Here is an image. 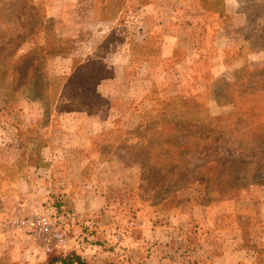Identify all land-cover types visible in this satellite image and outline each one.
<instances>
[{"label":"rangeland","instance_id":"1","mask_svg":"<svg viewBox=\"0 0 264 264\" xmlns=\"http://www.w3.org/2000/svg\"><path fill=\"white\" fill-rule=\"evenodd\" d=\"M148 2L96 0L109 24L89 51V28L58 30L41 0H0V147L14 159L2 168L13 177L27 166L26 214L47 213L63 239L46 249L20 229L25 240L0 264L70 251L89 264H223V250L238 257L231 264H264L249 208L257 183L207 201L182 186L208 157L233 158L236 183L243 162L264 169V143L248 130L264 126V0H155L165 8L154 17ZM126 38L133 54L121 73ZM106 78L114 100L100 90ZM72 83L88 88L78 102L66 101ZM232 199L238 210L212 219L211 205Z\"/></svg>","mask_w":264,"mask_h":264},{"label":"crops","instance_id":"2","mask_svg":"<svg viewBox=\"0 0 264 264\" xmlns=\"http://www.w3.org/2000/svg\"><path fill=\"white\" fill-rule=\"evenodd\" d=\"M44 6V13L47 17H50L56 21L57 29H69L71 31L76 29H85L89 28V36L91 37L90 48L93 49L94 44H97L101 41V34L105 33V29L107 27L108 20L97 17L96 16V0H41ZM148 4L144 6L147 14L155 15L156 9H164L165 4L160 6H156L158 3L155 0H149ZM232 1V0H230ZM133 5V4H132ZM129 5L128 11L131 12L133 10V6ZM128 6V7H129ZM127 7L125 5L120 6L118 8V13L124 11ZM135 8V7H134ZM119 16V14H118ZM160 19V18H158ZM112 22V20H110ZM197 22V21H196ZM162 22L160 24H163ZM201 23H204L202 21ZM200 23V24H201ZM154 21L151 22L149 27H153ZM156 26V24H155ZM132 34V33H131ZM130 39H125L122 42L120 47V57L124 60V63L121 65V69L126 66H129L130 59H132L133 50L131 48ZM92 43V44H91ZM126 48V49H125ZM56 57L64 56L63 54H55ZM67 58H72L71 56L66 55ZM123 69L121 73H123ZM120 73V74H121ZM118 75V74H117ZM115 77V75H114ZM104 81V82H103ZM100 84V90L102 94L108 95L110 93V98L114 100L115 97L113 91H111V87L109 86V82L107 78L104 79ZM146 91V88H144ZM117 97V96H116ZM64 123H73L76 122V119L73 116H66L62 119ZM65 120V121H64ZM107 122L106 119L99 120L98 122H94L97 125L103 127V125ZM78 138L82 141V146L88 147L85 141H89V134L80 133ZM3 148L0 147V256L3 255L6 251H15L13 248L15 245L20 246V238L25 240L23 235H20V227H18L13 221L24 216L30 210L27 208L28 201L31 198L30 193L28 192L29 180L27 174V166H23L16 168V173L13 174V177H9L8 173L2 168L3 164L11 163L14 159H8V155L2 152ZM31 169V166H28ZM250 189L252 191V197L254 199L249 200L251 203L252 212L257 217V226L259 228L258 237L264 235V184L251 185ZM235 200H217L211 205V213L212 219L215 216L223 215L224 211H227V214H232L238 208H235L236 205ZM248 203V201H247ZM235 208V209H234ZM197 210V207H196ZM254 217V216H252ZM255 219V218H254ZM256 220V219H255ZM226 233V232H224ZM12 244L14 246H12ZM17 246V247H18ZM218 253V252H217ZM220 253V258L226 260L227 263L223 264H231V259L236 258L235 253L223 250ZM237 254V253H236ZM219 255V254H218ZM238 258V257H237ZM230 262V263H229Z\"/></svg>","mask_w":264,"mask_h":264},{"label":"trees","instance_id":"3","mask_svg":"<svg viewBox=\"0 0 264 264\" xmlns=\"http://www.w3.org/2000/svg\"><path fill=\"white\" fill-rule=\"evenodd\" d=\"M59 53V52H58ZM77 76V75H75ZM70 79V78H69ZM70 81V80H69ZM71 83V82H70ZM69 85V88L71 91L70 97L67 98V102H78L77 95H81V93L87 94L88 88H84V86L79 85ZM96 93H98L97 88L93 89ZM83 97V96H82ZM81 108H83L81 106ZM83 111V110H81ZM189 127L196 126L194 123H189ZM156 127V126H155ZM234 130L235 128L231 127V130ZM249 134L251 136H255L257 138H260V143H264V126L257 123H251V125L248 128ZM189 140H184L182 144H180V147H184L186 145L189 146V143H187ZM195 142V141H193ZM174 146V145H169ZM197 146V145H192ZM163 161L158 166V169L162 165V169L164 170V166H166V163H168V160H170V155L168 152H164L161 154ZM255 157V156H254ZM253 157V158H254ZM219 158L217 157H208L204 160V162L199 163L194 167L193 173L190 178L186 179L182 186H186L190 184V187L192 186L193 190L198 191V194L196 198H201V201H207L210 198V195L215 190H222L226 194V196H231L232 190L240 189L241 187H244L246 185L251 184H264V182H260L257 179V176L264 172V169H259V167H253L252 165L248 164L252 162L251 160L249 163L243 162V165L241 167H238L239 171L242 172L244 175L239 176V178H242L244 181L241 183H236V177H233L234 173L237 171L234 169V166L232 165L233 158L231 157H225L220 162L218 161ZM241 161H244L243 158H241ZM143 163V162H142ZM157 168V167H156ZM154 168L155 170H157ZM173 170V174H174ZM192 184L199 185L198 187H194ZM181 186V187H182ZM179 189V188H178ZM165 198H163L164 200ZM60 262L61 264H89L86 260L81 258L79 254H77L75 251H70L65 255H49L48 260L45 264H53Z\"/></svg>","mask_w":264,"mask_h":264},{"label":"built area","instance_id":"4","mask_svg":"<svg viewBox=\"0 0 264 264\" xmlns=\"http://www.w3.org/2000/svg\"><path fill=\"white\" fill-rule=\"evenodd\" d=\"M21 229L39 237L46 249H50L52 243L62 241V233L58 231L54 221L44 212L29 213L13 221Z\"/></svg>","mask_w":264,"mask_h":264}]
</instances>
